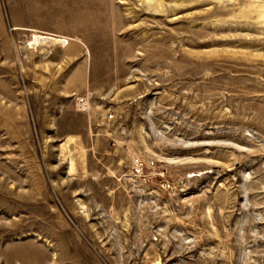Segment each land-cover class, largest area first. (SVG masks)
I'll return each mask as SVG.
<instances>
[{
	"label": "rangeland",
	"instance_id": "obj_1",
	"mask_svg": "<svg viewBox=\"0 0 264 264\" xmlns=\"http://www.w3.org/2000/svg\"><path fill=\"white\" fill-rule=\"evenodd\" d=\"M0 264H264V0H0Z\"/></svg>",
	"mask_w": 264,
	"mask_h": 264
},
{
	"label": "built area",
	"instance_id": "obj_2",
	"mask_svg": "<svg viewBox=\"0 0 264 264\" xmlns=\"http://www.w3.org/2000/svg\"><path fill=\"white\" fill-rule=\"evenodd\" d=\"M130 173L134 178L147 182V177L144 176V163L138 157L132 159ZM162 187L165 188V185H162Z\"/></svg>",
	"mask_w": 264,
	"mask_h": 264
},
{
	"label": "bare ground",
	"instance_id": "obj_3",
	"mask_svg": "<svg viewBox=\"0 0 264 264\" xmlns=\"http://www.w3.org/2000/svg\"><path fill=\"white\" fill-rule=\"evenodd\" d=\"M36 43H44V42H47L48 39H44L42 37H36L35 39ZM64 42V41H63ZM65 44V43H64Z\"/></svg>",
	"mask_w": 264,
	"mask_h": 264
}]
</instances>
